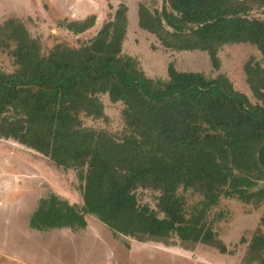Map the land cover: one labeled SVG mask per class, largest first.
Masks as SVG:
<instances>
[{
	"label": "trees",
	"instance_id": "obj_1",
	"mask_svg": "<svg viewBox=\"0 0 264 264\" xmlns=\"http://www.w3.org/2000/svg\"><path fill=\"white\" fill-rule=\"evenodd\" d=\"M251 5L264 10V0H163L161 11L140 5L137 25L167 50L206 53L214 69L221 48L253 46L262 58L247 62L244 74L256 105L225 74L206 79L171 63L165 79L147 77L139 61L123 52V4L88 41L60 42L46 54L18 19L0 22V53L7 52L14 65L11 73L0 70V139L76 171L81 182V206L51 193L31 215V229L78 231L92 216L138 243L167 246L176 237L184 247L226 252L213 230L218 219L210 222L209 212L221 198L264 204V20L247 16ZM95 22L94 16L65 18L58 28L79 36ZM101 95L122 105L120 134L84 124L105 118ZM139 190L159 193L163 218L138 203ZM188 192L200 198L192 207ZM245 262L264 264L260 230Z\"/></svg>",
	"mask_w": 264,
	"mask_h": 264
},
{
	"label": "rangeland",
	"instance_id": "obj_2",
	"mask_svg": "<svg viewBox=\"0 0 264 264\" xmlns=\"http://www.w3.org/2000/svg\"><path fill=\"white\" fill-rule=\"evenodd\" d=\"M122 4L127 7L128 18L123 52L139 61L147 77L165 79L171 63L177 71L201 73L206 79L225 74L235 90L244 94L251 104H258L246 86L244 74L247 62H260L262 58L253 46L221 48L218 52L220 66L214 69L206 53L167 50L155 36L138 27L139 6L161 11L163 0H0V22L9 17L18 19L32 38L40 40L42 52L46 54L60 42L78 46L88 41L104 23L113 19ZM91 16L96 18L95 26L82 35L73 36L58 28L65 18L82 21ZM247 16L264 20V10L251 5ZM13 47L14 44L10 49ZM0 70L14 71L7 52L0 53ZM100 99L105 118L84 119L85 126L120 134L122 105L111 103L108 96L101 95ZM80 186L76 171L59 169L48 158L12 140L0 139V264H246L244 259L251 239L258 230L264 233L260 227L264 204H244L228 198H221L208 215L210 222L218 219L213 230L225 247V253L203 244L184 247L176 237L167 246L138 243L112 233L92 216L86 217V228L78 231L40 232L29 227L39 201L51 193L81 206ZM189 193L185 197L192 207L200 198ZM137 197L140 205L148 206L163 218L157 208L159 193L139 190Z\"/></svg>",
	"mask_w": 264,
	"mask_h": 264
}]
</instances>
